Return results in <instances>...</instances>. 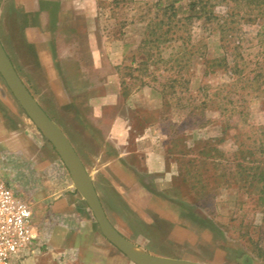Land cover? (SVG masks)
<instances>
[{"label": "rangeland", "instance_id": "obj_1", "mask_svg": "<svg viewBox=\"0 0 264 264\" xmlns=\"http://www.w3.org/2000/svg\"><path fill=\"white\" fill-rule=\"evenodd\" d=\"M25 21L13 0H2L0 41L13 69L67 135L117 233L142 254L264 264V0H96L91 39L104 64L94 68L72 49L70 58L58 56L72 95L62 100L26 40L32 19ZM82 24L87 28V19ZM104 75L120 78L132 124L136 132L144 128L150 142L143 147L158 169L148 170L141 152L119 158L121 147L96 126L86 101ZM0 125L43 143L1 73ZM58 163L91 240L77 238L75 212L44 229L36 217L41 264H135L102 235ZM64 232L63 245H54L53 233ZM89 245L95 249L78 254Z\"/></svg>", "mask_w": 264, "mask_h": 264}, {"label": "crops", "instance_id": "obj_2", "mask_svg": "<svg viewBox=\"0 0 264 264\" xmlns=\"http://www.w3.org/2000/svg\"><path fill=\"white\" fill-rule=\"evenodd\" d=\"M13 1L20 11V19H26V23L27 20L32 19V23L25 26L26 40L37 49V59L41 68L45 70V78L51 88L50 90L57 99L62 100L71 97L72 95L67 90L68 82L65 74L60 72L58 66V56L68 59L72 56L70 53L72 49L77 50L79 57L84 58L94 68H102L104 64L102 53L96 42L91 39L95 29H91V19L95 22L96 0ZM33 19L35 20L34 23ZM83 19H87V28H84L85 26L82 24ZM71 37L75 38L73 40L75 45L74 43H63ZM100 78L102 80L100 87H98L99 92L87 91L86 101L87 106L90 107L89 113L98 122L96 126L107 128L108 143L117 148L121 147L119 158L141 152L145 156V167L150 171L158 169L160 165L155 163L158 162V159L155 158L156 155L143 147L150 142V140L144 139V128L141 132H136L135 125L132 124L133 121L129 115V107L126 105V97L122 92L120 78L111 75H104ZM78 85L81 87L80 83ZM86 89L88 90V88ZM30 94L42 107L34 94L31 92ZM83 106L86 107V105ZM123 107H125L124 111L121 109ZM42 109L49 116L43 107ZM49 117L51 118V116ZM51 119L56 122L53 118ZM33 124L43 143H47L52 150L54 149L59 159L55 155L51 157V154L47 152V147H43V143L36 142L37 145H35L32 137L35 139L37 135L30 137L22 130L8 131L3 125H0V176L5 177L17 189L18 196L22 195V198L31 206L34 210V221L37 217L40 222L39 225L43 229L54 221L59 224L61 223L59 222L60 219L64 221V219L71 218L75 212V217L79 218L77 221L78 230L75 231L77 238L82 241L91 240L88 233L83 230L85 225L81 214L73 209L75 205L71 202V197H75L68 193L73 192V189L70 184H67V180L62 179L65 171L59 169L58 163L62 159L45 132L34 122ZM58 126L60 127L59 124ZM129 146L133 149L128 150ZM57 232L60 230L58 229ZM67 236V232L61 235L53 233L51 242L60 247L63 245L61 241H65ZM96 240L101 246H105V243L97 237ZM94 247V245H89L87 248H83V252L78 251V254L90 253L91 250L95 249ZM54 250L48 256H54ZM42 257L44 256L35 251L25 261V264H41Z\"/></svg>", "mask_w": 264, "mask_h": 264}, {"label": "water", "instance_id": "obj_3", "mask_svg": "<svg viewBox=\"0 0 264 264\" xmlns=\"http://www.w3.org/2000/svg\"><path fill=\"white\" fill-rule=\"evenodd\" d=\"M2 0H0L1 4ZM0 73L10 91L28 117L45 132L54 145L63 163L70 172L72 181L92 211L102 235L135 264H200L198 262L165 256L142 254L123 239L110 223L95 189L91 175L87 172L64 131L54 122L33 98L15 73L12 63L0 41ZM128 246L133 248L130 249Z\"/></svg>", "mask_w": 264, "mask_h": 264}, {"label": "built area", "instance_id": "obj_4", "mask_svg": "<svg viewBox=\"0 0 264 264\" xmlns=\"http://www.w3.org/2000/svg\"><path fill=\"white\" fill-rule=\"evenodd\" d=\"M40 239L31 206L0 176V264H25Z\"/></svg>", "mask_w": 264, "mask_h": 264}, {"label": "bare ground", "instance_id": "obj_5", "mask_svg": "<svg viewBox=\"0 0 264 264\" xmlns=\"http://www.w3.org/2000/svg\"><path fill=\"white\" fill-rule=\"evenodd\" d=\"M130 249L134 250L133 248H131L130 246H128ZM135 251V250H134Z\"/></svg>", "mask_w": 264, "mask_h": 264}]
</instances>
